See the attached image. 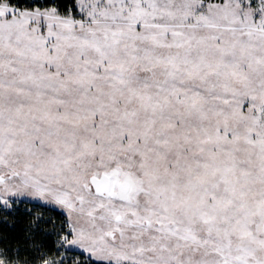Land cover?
<instances>
[{
  "label": "snow or ice",
  "instance_id": "6c2138e0",
  "mask_svg": "<svg viewBox=\"0 0 264 264\" xmlns=\"http://www.w3.org/2000/svg\"><path fill=\"white\" fill-rule=\"evenodd\" d=\"M0 264H264V0H0Z\"/></svg>",
  "mask_w": 264,
  "mask_h": 264
}]
</instances>
